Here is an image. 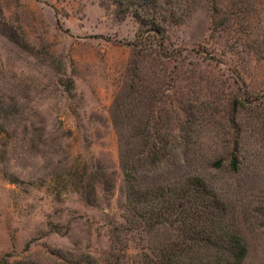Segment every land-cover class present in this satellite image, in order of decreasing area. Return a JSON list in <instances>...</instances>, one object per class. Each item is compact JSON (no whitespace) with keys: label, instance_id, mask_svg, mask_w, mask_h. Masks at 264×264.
<instances>
[{"label":"rangeland","instance_id":"rangeland-1","mask_svg":"<svg viewBox=\"0 0 264 264\" xmlns=\"http://www.w3.org/2000/svg\"><path fill=\"white\" fill-rule=\"evenodd\" d=\"M115 9L0 0V264H159L178 225L137 215L121 163L153 142L166 183L205 175L242 264H264V0H198L162 31L165 57Z\"/></svg>","mask_w":264,"mask_h":264},{"label":"trees","instance_id":"trees-1","mask_svg":"<svg viewBox=\"0 0 264 264\" xmlns=\"http://www.w3.org/2000/svg\"><path fill=\"white\" fill-rule=\"evenodd\" d=\"M113 2L118 14L133 15L138 20L140 29L143 30L140 31L142 38L140 43L143 44L145 39L151 43L155 42L162 47L159 53L165 57L172 53L164 47L165 35L162 31L171 24L182 23L191 14L198 0H113ZM151 149L154 153L150 160L144 159L143 148L139 152L138 163L131 165L122 147L121 163L125 180L130 183V190L134 193L137 215L144 217L145 212L147 214L154 212L152 214L156 219L152 227L166 222H170L171 226H174V223L178 225L176 229L180 231L182 239L176 241L169 251L161 249L164 252L159 256V264H242L247 248L240 236L234 234L231 237L225 230L228 208L221 203L217 189L208 183L205 175L190 171H187L185 176L179 175V180L171 187L165 181L167 171L164 169L158 171L168 154V144L158 146L153 142ZM144 161L145 167L142 170ZM222 166L221 159L209 164L210 168ZM238 168V153L234 151L230 154L229 170L236 172ZM147 176H152L156 183L143 187L142 180ZM149 194L153 196L150 208L147 207L150 202L143 205ZM212 247L225 250L229 257L203 255Z\"/></svg>","mask_w":264,"mask_h":264}]
</instances>
